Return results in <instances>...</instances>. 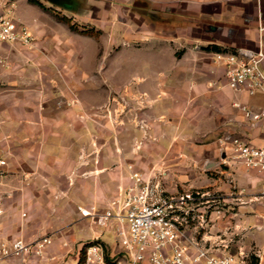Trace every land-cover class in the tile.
I'll return each mask as SVG.
<instances>
[{"label": "crops", "instance_id": "obj_1", "mask_svg": "<svg viewBox=\"0 0 264 264\" xmlns=\"http://www.w3.org/2000/svg\"><path fill=\"white\" fill-rule=\"evenodd\" d=\"M17 1L11 0L5 7L4 0H0V13L10 10ZM37 1L45 8L52 5L48 0ZM55 1L65 6L61 7L64 16L59 17L82 25L81 21L91 23L99 16L105 21L108 35L113 33L112 21L122 16L126 29L123 41L127 44L135 41L138 48L123 49L120 58L113 59L112 47L106 45L99 66L106 69L108 63L117 64L114 68L121 70L120 82L135 80L137 91L153 101L152 114L159 120L153 123L151 131L156 142L144 143L143 148H152L153 153L140 152L138 158L142 164H153V180L168 192L176 190V181H184L185 190L190 187L203 190L206 199L215 195L219 199L212 201L222 202L221 205L239 196L244 204L238 206L232 225L249 228L246 243L258 246V257L263 260V175L246 170L239 161L230 158L228 148L225 155L221 153L219 141L231 137L264 147V119L252 122L240 109L243 106L259 112L264 108V94L249 95L230 89L223 67L214 62L217 50L213 48L254 51L261 43L264 52V0ZM37 9L32 16H14L32 35L31 46L0 42V138H4L0 154L7 163L0 175V192L12 198L0 195V236L8 241L17 239L6 236V223H2L5 214L12 211L8 210L9 204L20 194L31 191L48 197L67 196L70 189L64 190L59 182L66 181L68 176L39 168L44 170V161L50 158L57 161L70 156V150L77 146L76 139H80L84 130L89 136L93 130L91 124L85 126L75 101L82 100L81 88L93 84L91 74L85 70L97 68L98 50L88 45L89 35L71 31L57 16ZM132 23L135 28L129 27ZM61 83L72 86L70 91L60 89ZM108 94L110 90L105 95ZM58 102L71 104L65 108ZM135 170L147 171L137 167ZM72 179L75 181L72 189L81 196L78 204L97 203L104 205V209L118 188L130 183L126 169L97 177L91 172L76 174ZM231 189L237 192L231 193ZM53 203L59 208L61 202ZM80 218L79 224L74 221L60 226L59 222L50 226L45 222L26 223L27 228L35 225L38 230L60 232L53 235L40 259L26 254L22 258H8L1 264H62L71 251L72 256L64 263L77 264L80 248L73 253L75 243L96 237L107 243L108 255L119 252L113 228L95 225L94 229L87 226L82 229L80 225L86 219ZM223 225L219 223L220 228ZM65 228L70 230L69 237L63 234Z\"/></svg>", "mask_w": 264, "mask_h": 264}, {"label": "rangeland", "instance_id": "obj_2", "mask_svg": "<svg viewBox=\"0 0 264 264\" xmlns=\"http://www.w3.org/2000/svg\"><path fill=\"white\" fill-rule=\"evenodd\" d=\"M25 2V0H18L10 10H5L3 12L8 13L12 18H14V16H32L34 12H38L37 7L39 6L35 4L30 5ZM8 4H5V7H8ZM45 6L46 5H42L41 9L45 13H48L49 16H57V18H59V16H64L63 14H65L63 13V9L57 5L52 4L47 8H45ZM81 22L84 26L79 24L73 25L76 32H80L78 28L87 30L85 34L88 33L86 35L90 36L88 45L93 48L96 47L98 50L97 68L85 70L91 74L90 78L93 84H90V87L86 89L85 87L81 88L80 98L82 100L80 103L75 101V105H79V111L83 114L84 123H86L85 126H88V123L92 125L93 130L90 135L91 138L88 131L84 130L80 139H76L77 146L74 145V148L70 150V156L65 157L64 160L59 159L56 161V159L50 158L46 162L44 161V170L40 167L39 171L48 172V170H52V172L66 174L68 176L66 177V181L59 183H63L64 190L66 187L70 190L68 192L66 191L67 196L49 194L50 197H48L44 195V193L42 195L39 191H31L28 194H20L19 197H16L15 201L11 202L8 206V210L11 209L12 211H9V214L6 213L4 221H2V223H6L5 233L8 238L15 237L17 239H22L26 243H31L44 236H49L52 242L53 235L59 233L60 230L46 228L44 230H38L35 225L27 228L25 224L28 222H45L47 226H50L52 223L57 224L59 222L57 226H60L61 224L68 225L74 221H76V224H79L78 222L81 221L79 220L81 216L77 212L78 206L83 208L93 206L98 212H102V210H104V205H98L97 203L94 205H84V203L82 205L78 204L80 203L78 200L81 196L77 191L72 189L75 182L72 179V175L81 174L83 176L91 172L97 177L99 175H104V172L113 174L116 173L117 170L126 169L130 180V171H136L135 167H137L143 170L147 169V171L137 172L154 179L155 169L153 164H142V161H140L141 159L138 158L140 152L145 151L147 155L153 153L152 148H143L144 143L156 142V138L151 131L153 123L159 120L155 119L152 114L153 101L150 100L148 95L144 94V92L140 93L137 91L135 80L128 83L120 82L121 70H118L119 68H114L117 64L114 66V64L111 65L108 63L106 69L99 66V61L104 60L106 45L112 47V56L113 59H116L120 58L121 50H133V48L136 50L138 44L135 41L130 44L123 41L124 38L122 37V33H124L126 29L124 30L122 24V16H118L117 20L112 21V35L106 34L105 21L104 19H100L99 16H97V20L95 18L91 23H86L85 21ZM67 26L69 27L70 25L67 23ZM129 27L135 28L136 26L132 23ZM81 34L84 33L82 32ZM131 72L136 73V70H129V73ZM126 77L128 76L126 75ZM59 87L69 92V88L72 86L61 83ZM109 90L111 94L105 95ZM105 96L108 98L105 99ZM58 103L60 105L61 102ZM62 104L65 108H69L68 104L71 103L62 102L61 105ZM84 123L82 122V124ZM90 147H94V149L90 150ZM94 158H96V160H94ZM175 184L176 190L173 193H180L187 190L204 193L203 190L192 187L185 190L183 188V186H185L184 181H176ZM126 186L124 185L123 187ZM166 192L171 193L168 191ZM233 192H237V189H231V193ZM1 194H4V196L10 200L12 199L4 192H0V195ZM212 199L219 198L211 194L207 199L209 202L199 206V209L204 206L207 207V222L205 227H203L204 224H201V226L200 220L195 218L191 221L186 234L194 236L198 240L204 238L207 240L205 246L210 251L216 255H230L233 258V264H252L254 259L257 264H264V258L261 260L258 257L260 256L259 247L255 244L248 245V243H246V240H248L249 228L246 229L245 227L243 229L238 225H232L234 218L238 215V206L244 204L241 202V198L237 196L233 200L231 199V201H225V205H221L222 202L221 204L216 203V201H212ZM242 200L245 201V199ZM27 202H32L35 206H30L31 204L28 205ZM53 202H61L63 204L60 203L58 208L57 206H53ZM84 219H86L84 225H80L82 229H85V226L89 229L90 227L91 229L95 228V224L90 218H82V220ZM220 222L224 223L222 228L219 227ZM38 232L39 234L41 233V235H37ZM25 234H27V236H25ZM63 234L69 237L70 230L65 228ZM76 238H78V236H76ZM90 239L77 241L73 247V253L77 252L76 250L81 248L82 245ZM104 244L106 247L108 246L105 241ZM41 256H35V258L38 260ZM69 256H72V251L65 257V263ZM64 262L62 264H65Z\"/></svg>", "mask_w": 264, "mask_h": 264}, {"label": "built area", "instance_id": "obj_3", "mask_svg": "<svg viewBox=\"0 0 264 264\" xmlns=\"http://www.w3.org/2000/svg\"><path fill=\"white\" fill-rule=\"evenodd\" d=\"M10 2L4 0V5ZM0 42L31 46L33 37L23 24L2 12ZM213 59L223 67L226 85L230 89L245 91L249 95L264 94L261 43L254 51L220 50L214 53ZM240 109L252 122L264 119V108L259 112L243 106ZM3 140L0 138V144ZM219 144L221 153L225 155L228 150L230 158L239 161L246 170L263 175L264 194V147H255L231 137L221 139ZM6 165V159L0 154V175ZM208 202L205 193L188 190L167 193L159 182L140 172L130 171V183L118 188L102 212L93 206L77 207L81 217L90 218L98 227L113 228L119 248L115 256H110L102 240L97 237L88 240L79 249V253L83 249L81 264H233L230 255H216L210 251L204 238L198 240L186 234L195 218L205 227L207 207L200 211L199 206ZM50 244L49 236L31 243L22 239L8 241L0 236V264L8 258H22L26 254L41 256Z\"/></svg>", "mask_w": 264, "mask_h": 264}, {"label": "trees", "instance_id": "obj_4", "mask_svg": "<svg viewBox=\"0 0 264 264\" xmlns=\"http://www.w3.org/2000/svg\"><path fill=\"white\" fill-rule=\"evenodd\" d=\"M28 1H29V3L35 4V5L39 6L40 8H42V5L37 0H28ZM58 20L63 21L65 23H68L70 25L69 26L70 30L71 31H76L75 27L73 26L74 24H71L69 19H67L65 17H59ZM81 31L85 34V32L87 30H81ZM81 31H80V33H82ZM86 34H88V33H86ZM213 49L214 50H217V51L219 50L216 47L213 48ZM82 260H83V249L79 253V258H78L77 264H81L82 263ZM252 264H257V262H256L255 259L253 260Z\"/></svg>", "mask_w": 264, "mask_h": 264}, {"label": "water", "instance_id": "obj_5", "mask_svg": "<svg viewBox=\"0 0 264 264\" xmlns=\"http://www.w3.org/2000/svg\"><path fill=\"white\" fill-rule=\"evenodd\" d=\"M48 1H50L54 5H57V6L62 7V8H65V6H63L62 4L57 3L55 0H48Z\"/></svg>", "mask_w": 264, "mask_h": 264}]
</instances>
